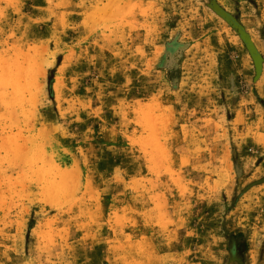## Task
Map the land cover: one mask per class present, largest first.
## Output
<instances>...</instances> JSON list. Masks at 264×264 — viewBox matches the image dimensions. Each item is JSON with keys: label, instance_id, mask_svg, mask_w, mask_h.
<instances>
[{"label": "rangeland", "instance_id": "rangeland-1", "mask_svg": "<svg viewBox=\"0 0 264 264\" xmlns=\"http://www.w3.org/2000/svg\"><path fill=\"white\" fill-rule=\"evenodd\" d=\"M0 172V264H264V0H0Z\"/></svg>", "mask_w": 264, "mask_h": 264}, {"label": "water", "instance_id": "water-1", "mask_svg": "<svg viewBox=\"0 0 264 264\" xmlns=\"http://www.w3.org/2000/svg\"><path fill=\"white\" fill-rule=\"evenodd\" d=\"M210 7L212 11L219 16L221 19H223L225 22H227L233 30L239 35L243 43L245 44L253 62L256 68V71L259 72L260 65H261V58L259 57L257 51L255 50L253 44L251 43L248 35L244 32V30L231 18L229 14H227L225 11H223L218 5H216L213 1H211ZM261 182H264V179L261 180Z\"/></svg>", "mask_w": 264, "mask_h": 264}, {"label": "bare ground", "instance_id": "bare-ground-1", "mask_svg": "<svg viewBox=\"0 0 264 264\" xmlns=\"http://www.w3.org/2000/svg\"><path fill=\"white\" fill-rule=\"evenodd\" d=\"M251 43H254L253 40L251 41ZM255 45V43H254ZM256 46V45H255ZM256 48V47H255ZM1 175V172H0ZM7 186L5 185L4 179L0 176V201L3 199V197L5 196V188ZM7 192V191H6Z\"/></svg>", "mask_w": 264, "mask_h": 264}]
</instances>
